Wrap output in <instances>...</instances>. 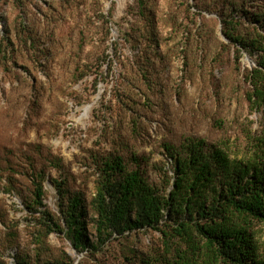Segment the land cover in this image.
<instances>
[{"label":"rangeland","instance_id":"374dc122","mask_svg":"<svg viewBox=\"0 0 264 264\" xmlns=\"http://www.w3.org/2000/svg\"><path fill=\"white\" fill-rule=\"evenodd\" d=\"M262 13L264 0H0V264H164L157 232L99 238L90 203L103 162L121 156L132 170L138 159L163 187L166 145L249 154L263 122L247 100L255 58L222 21L234 15L255 37ZM58 186L90 208L86 248L64 221L49 232L47 214L59 223L68 202Z\"/></svg>","mask_w":264,"mask_h":264},{"label":"trees","instance_id":"16d2710c","mask_svg":"<svg viewBox=\"0 0 264 264\" xmlns=\"http://www.w3.org/2000/svg\"><path fill=\"white\" fill-rule=\"evenodd\" d=\"M236 20L226 16L223 33L239 54L255 58L247 100L251 111L263 112L261 131L248 135L249 154L231 158L223 147L201 139L180 148L166 145L174 174L165 173L163 187L147 180L138 159L132 170L121 156L105 159L90 203L100 239L153 231L161 235L164 264H264V13L255 15V37L242 33ZM38 177L34 203L44 207L43 176ZM58 193L68 202L59 223L47 214L49 232H64V221L76 247L86 248L90 208L82 196L68 197L60 186Z\"/></svg>","mask_w":264,"mask_h":264}]
</instances>
